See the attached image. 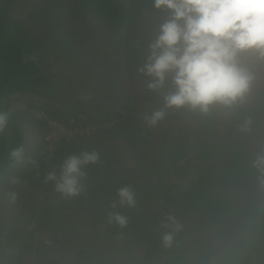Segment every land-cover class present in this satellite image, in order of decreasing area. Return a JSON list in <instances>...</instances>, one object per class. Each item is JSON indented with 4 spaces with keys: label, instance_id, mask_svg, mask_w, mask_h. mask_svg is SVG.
I'll return each instance as SVG.
<instances>
[{
    "label": "trees",
    "instance_id": "obj_1",
    "mask_svg": "<svg viewBox=\"0 0 264 264\" xmlns=\"http://www.w3.org/2000/svg\"><path fill=\"white\" fill-rule=\"evenodd\" d=\"M169 16L152 0H0V34L7 19L13 27L0 40V264H264V174L253 166L264 151V73L231 109H168L150 124L159 92L173 89L170 75L149 89L141 69L159 34L152 21ZM95 45L114 55L130 48L117 59L120 72L91 65ZM15 92L40 101L11 111ZM48 121L69 133L51 151ZM84 152L97 159L82 167L79 193L58 192L48 176ZM122 187L133 194L131 207L117 200ZM93 214L105 224L92 225ZM100 226L117 257L91 251Z\"/></svg>",
    "mask_w": 264,
    "mask_h": 264
},
{
    "label": "clouds",
    "instance_id": "obj_2",
    "mask_svg": "<svg viewBox=\"0 0 264 264\" xmlns=\"http://www.w3.org/2000/svg\"><path fill=\"white\" fill-rule=\"evenodd\" d=\"M152 4L170 16L160 25L141 71L150 78L149 89L161 88L170 75L173 90L163 95L162 107L147 117L148 122L163 119L168 109L207 114L242 102L264 73V0H152ZM4 125L0 115V130ZM12 155H19V149ZM96 159L94 152L70 156L59 177L50 174L48 179L55 181L58 192L76 195L82 167ZM253 166L264 174V151ZM116 196L121 205L134 203L127 187ZM113 218L125 223L119 214ZM171 240L170 234L163 236L166 246Z\"/></svg>",
    "mask_w": 264,
    "mask_h": 264
},
{
    "label": "rangeland",
    "instance_id": "obj_3",
    "mask_svg": "<svg viewBox=\"0 0 264 264\" xmlns=\"http://www.w3.org/2000/svg\"><path fill=\"white\" fill-rule=\"evenodd\" d=\"M65 8H67V11H66V13H68L69 11H71L72 9H73V7L71 6H65ZM59 9V8H58ZM58 9L55 7V11L56 12H58ZM9 20L10 19H7L6 20V25H4V28L2 29V31H1V34H0V40L1 41H3V40H5V39H9L11 36H12V34H11V32H12V29H13V27L11 26V27H8V25L10 26V22H9ZM155 22H157V23H155ZM152 23H153V27H160V25L162 24L160 21H152ZM101 40V39H100ZM102 40H104V41H102ZM102 42L104 43V42H108V40H109V38L108 37H106V36H103L102 37ZM105 47L106 48H99L98 46H93V47H89L90 48V52H89V54H88V58H89V61H91V65H93V66H97V64L100 62V63H102V65L104 66V65H109V67H108V69H110L111 71H118L119 70V72H120V68H119V65H118V61H117V59L118 58H121L120 60H122V59H127V56L130 54V52H131V50H130V48L129 47H121L119 50H117L116 51V53H115V55H114V53L113 52H111V51H109V49H107V48H109V46L107 47L106 45H105ZM81 48V47H80ZM116 56H117V58H116ZM120 64V63H119ZM101 67V66H100ZM101 69V68H100ZM99 69V70H100ZM92 72V71H91ZM99 73V71L98 70H93V72H92V76H88V83H89V81L91 82V83H89L88 85H90L91 87H93L94 85H95V83H98L99 82V79H100V77L97 75ZM95 76H96V78H95ZM98 89L100 88V86L99 87H97ZM82 93H84V94H86V92L89 90V89H91V88H87V86H83L82 87ZM94 91H96V90H94ZM167 92H168V90H165V89H163V90H161L159 93H160V97H163V95L164 94H167ZM89 95H91V94H89ZM82 96L83 95H81L80 96V98L78 99V100H75V104L76 105H80V104H82L83 102H84V99L82 98ZM90 97H87V99H89ZM92 98H94V96L92 97ZM159 100H161L160 102H162V99H159ZM54 101V103L56 104V100H53ZM74 101V100H73ZM44 102V101H43ZM53 103V102H52ZM162 104V103H161ZM17 109H20V110H22V109H24V107L22 106V107H19V106H15L14 108H11V111H15V110H17ZM35 116V115H34ZM50 125V124H49ZM53 125V126H52ZM51 126H52V136L55 134V136L53 137V138H55V139H57L60 135H61V132H60V129L59 128H62V127H58V125H54V124H52ZM87 130L89 129V128H86ZM66 130V129H65ZM64 131V130H63ZM60 132V133H59ZM64 133H66V131H64ZM23 165H22V167H24L25 169H28V167H30V163H29V161H27V159H24V161H23ZM45 202H47V203H49L50 201H47V199L45 198V200H44ZM52 201V200H51ZM102 210V209H101ZM95 211V210H94ZM100 216V214H93V217L91 218V219H93L92 221L93 222H91L92 223V225L93 224H96L99 220H100V218L101 217H99ZM102 216V215H101ZM106 216H107V214H106ZM105 218H101V225H103V223L105 224V221L106 220H104ZM94 222H96V223H94ZM101 228H103V227H101L100 226V228L99 227H94V229H95V235H94V241H93V244L91 245V251L92 252H98V251H100V252H104V253H107V254H109V255H111V257L113 256V257H117V253H115V246L114 245H112L113 243H109V242H107V238H105L104 237V235H102L103 233H101V231H98V230H101ZM161 233H162V230H161ZM86 234H87V231L85 232V234L83 235V241H84V238H86ZM178 237H180L179 235H178ZM75 243H77V242H75ZM73 260V259H72ZM75 260H73L72 262H74ZM163 264V263H162Z\"/></svg>",
    "mask_w": 264,
    "mask_h": 264
},
{
    "label": "built area",
    "instance_id": "obj_4",
    "mask_svg": "<svg viewBox=\"0 0 264 264\" xmlns=\"http://www.w3.org/2000/svg\"><path fill=\"white\" fill-rule=\"evenodd\" d=\"M9 100H10V110L11 108H14L15 106H19V107H24V105L29 101V100H33V101H36V102H39L40 101V98L39 96H37L36 94L34 93H18V92H15L13 93L12 95L9 96ZM37 118H42L44 119L45 116L42 112H39V113H36L34 114ZM50 125L54 124V125H58V127H61L59 126V124L57 123H54V122H51V121H48ZM53 126V125H52ZM60 129V132H61V135H68L69 133L67 132V130H65L63 127L62 128H59ZM66 131V133H64V131ZM59 132V133H60ZM85 132H87V130H85ZM55 136V134L52 136V131L50 132L49 135H47L45 137V141L48 142V148L50 151H51V143L55 141V138H53Z\"/></svg>",
    "mask_w": 264,
    "mask_h": 264
},
{
    "label": "water",
    "instance_id": "obj_5",
    "mask_svg": "<svg viewBox=\"0 0 264 264\" xmlns=\"http://www.w3.org/2000/svg\"><path fill=\"white\" fill-rule=\"evenodd\" d=\"M0 115H3L0 113ZM1 134V145H0V163L2 162V159L4 157L5 149H6V133H5V127H3L2 130H0Z\"/></svg>",
    "mask_w": 264,
    "mask_h": 264
}]
</instances>
